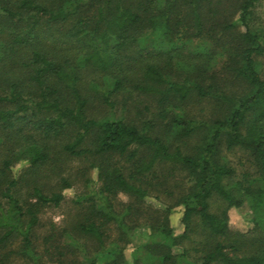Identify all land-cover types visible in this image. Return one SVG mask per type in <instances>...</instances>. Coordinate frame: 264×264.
<instances>
[{
	"label": "trees",
	"instance_id": "16d2710c",
	"mask_svg": "<svg viewBox=\"0 0 264 264\" xmlns=\"http://www.w3.org/2000/svg\"><path fill=\"white\" fill-rule=\"evenodd\" d=\"M258 1L0 0V264H264ZM91 73L109 115L88 112ZM124 88L148 117L115 115ZM244 205L251 226L232 230ZM138 227L145 259H127Z\"/></svg>",
	"mask_w": 264,
	"mask_h": 264
},
{
	"label": "rangeland",
	"instance_id": "374dc122",
	"mask_svg": "<svg viewBox=\"0 0 264 264\" xmlns=\"http://www.w3.org/2000/svg\"><path fill=\"white\" fill-rule=\"evenodd\" d=\"M251 20L253 26L259 27L264 32V0H259L253 10L251 15ZM197 42V39L193 40L192 45ZM259 62V71L260 75L264 78V52L262 55L257 57ZM88 72V71H87ZM89 73V72H88ZM83 82L85 83V93L88 94L89 105L88 112L90 116L93 117H102L109 115L108 107L102 102L99 95L94 93L90 86L92 81H97L100 87H102V78L101 75L97 74H86L83 77ZM84 88V85H83ZM111 101L114 103L113 112L116 116H121L124 119L130 120L132 122H138L141 119H145L148 117V107L153 105V101L150 97L144 96L134 89L124 88L123 90L115 93L111 97ZM140 119V120H139ZM229 158L236 162L237 155L228 154ZM17 166V165H16ZM75 164L70 165L72 169H75ZM48 183L54 184L55 179H49ZM76 191L78 193H83L88 191L83 188L81 185L77 187ZM90 192V191H89ZM66 198H69L72 195L71 190L65 191ZM219 205V202H213V209H215ZM72 206L69 202V199H66L59 207H50L46 208L45 211L41 214L42 225L38 230L39 233L43 232L48 227L50 222H55L56 224H63L64 219L68 218L71 214ZM181 215V208L176 207L170 216V222L175 228L176 232H179L181 227L179 225V218ZM229 222L228 225L232 230L237 231H246L251 223L249 222L250 211L247 205L242 206L241 208H230L228 210ZM65 239V238H64ZM66 240V239H65ZM148 240L145 228L138 227L134 230L128 232V241L129 244L126 246L125 255L127 259H130V253L135 248L134 253L142 259H145L144 254H141L140 246ZM13 264H29L26 258H14ZM42 264V263H40ZM43 264H50L45 261Z\"/></svg>",
	"mask_w": 264,
	"mask_h": 264
}]
</instances>
